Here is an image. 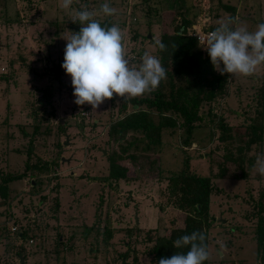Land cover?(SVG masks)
<instances>
[{"label": "rangeland", "instance_id": "rangeland-1", "mask_svg": "<svg viewBox=\"0 0 264 264\" xmlns=\"http://www.w3.org/2000/svg\"><path fill=\"white\" fill-rule=\"evenodd\" d=\"M105 2L115 14L95 18L119 26L133 65L144 52L157 56L155 41L173 33L182 14L190 18V34L214 31L229 18L249 31L264 21V0H187L186 14L173 0H75L70 10L62 9L63 0H0V185L6 174L21 173L27 160L50 164L43 176L7 183L6 197L0 194V264H149L146 252L155 241L183 226L184 214L167 202V181L159 177L158 164L148 176L144 160L129 159L140 152L119 158L132 180L109 177L108 155H119L132 137L114 143L107 131L131 105L124 107L116 94L96 110L77 105L64 60L56 62L60 52L64 55V38L81 27L71 21L75 10L86 5L98 12ZM228 91L223 107L238 113L235 127L254 119L264 125V64L252 76H232ZM218 137L208 127L164 129L159 168L172 176L185 170L189 159L190 173L212 176L215 220L208 230L207 264H258L254 231L258 203L264 204V176L254 165L264 154V136L243 153L242 168L225 162ZM219 165L228 168L224 178L216 177ZM243 172L246 177L240 178Z\"/></svg>", "mask_w": 264, "mask_h": 264}, {"label": "trees", "instance_id": "trees-1", "mask_svg": "<svg viewBox=\"0 0 264 264\" xmlns=\"http://www.w3.org/2000/svg\"><path fill=\"white\" fill-rule=\"evenodd\" d=\"M173 4L177 5V8H184L185 14L190 7L187 0H173ZM226 9L234 11L232 7L227 6ZM182 15L184 17L181 25L176 27L173 33L165 32L160 37L167 46V50L161 52L156 46L157 57L162 60L167 70V79L161 82L156 91L146 94L143 99L125 100L123 106L130 104L132 111L124 114V118L113 123L107 131L108 139L114 143H121L129 133L132 137L126 147L121 148L119 155L116 151L108 155L109 177L114 180H132L131 176H128L127 168L118 164L119 158L127 151L140 152L141 155L138 158L128 155L129 159L133 162L144 160L143 166L148 176L155 174L152 169L155 164H158L156 171L159 177L167 181V202L170 201L175 210L184 214L183 226L170 230L168 237L158 238L146 252L149 264H158L160 258H169L177 252L186 253L187 248L176 249L173 247V242L193 231H201L205 234L208 249L210 242L208 230L215 220L210 216V198L214 191L212 176L190 173L187 166L189 159L185 170L178 174L165 176L161 173L159 153L163 130L178 127L188 132L197 127H208L212 131H218V141L223 145L219 151L224 152L225 162L239 163L237 165L239 168H242L243 153L249 151L253 145L261 144L264 136V125L261 120L254 119L249 125L234 126L238 113L233 108L223 107V102L230 92L228 84L232 75L227 73L221 75L214 70L207 52L201 50L196 39L189 31L187 32V28L191 25L188 14ZM193 17H196V14H193ZM101 23L102 26H111L110 22V24ZM63 60L64 55L60 52L56 56V62ZM261 95L260 106L262 107L260 108L261 113L262 110L264 113L263 94ZM142 105L145 108H142ZM154 116L161 119L159 123L154 122ZM233 151L238 155L236 159ZM29 157L28 154L27 158ZM48 167L50 164L47 162L34 163L27 160L21 173H9L1 178L3 184L0 185V194L6 197L7 183L27 175L43 176L47 173ZM219 169L216 177H226L228 168L219 165ZM229 177L235 178V175ZM245 177L246 174L243 172L240 178ZM258 204L257 226L254 231L257 246L256 259L258 264H264V204ZM18 236L21 239L24 238V236ZM204 264H207V261Z\"/></svg>", "mask_w": 264, "mask_h": 264}, {"label": "clouds", "instance_id": "clouds-1", "mask_svg": "<svg viewBox=\"0 0 264 264\" xmlns=\"http://www.w3.org/2000/svg\"><path fill=\"white\" fill-rule=\"evenodd\" d=\"M74 2L63 0L61 7L70 10ZM115 12L108 2L101 4L98 12L81 5L71 19L81 25L79 31L70 32V36L64 38L66 46L61 67L71 77L74 103H87L92 110L113 99L114 94L124 101L150 94L167 79V70L159 57L144 52L139 64L133 65L124 51L119 26H102L95 18L98 14L110 17ZM234 24L232 18L219 23L201 46L214 70L221 75L252 76L257 67L264 64V23L258 24L255 31ZM155 46L161 52L167 50L161 40H156ZM254 168L264 176V154L257 155ZM173 247L188 250L169 258L162 257L158 264H204L209 259L206 236L201 231L177 238Z\"/></svg>", "mask_w": 264, "mask_h": 264}, {"label": "built area", "instance_id": "built-area-1", "mask_svg": "<svg viewBox=\"0 0 264 264\" xmlns=\"http://www.w3.org/2000/svg\"><path fill=\"white\" fill-rule=\"evenodd\" d=\"M212 32L211 30L205 31L204 33L201 32H195L192 33L191 35L196 39V41L198 42V44L201 46L203 44V42L206 40L208 34ZM204 50V49H203Z\"/></svg>", "mask_w": 264, "mask_h": 264}, {"label": "water", "instance_id": "water-1", "mask_svg": "<svg viewBox=\"0 0 264 264\" xmlns=\"http://www.w3.org/2000/svg\"><path fill=\"white\" fill-rule=\"evenodd\" d=\"M149 38H150V36H149ZM67 144H68V137L66 136L65 145H67ZM62 161H64V159H62ZM220 221L224 222L223 220H220ZM20 262H22V257L21 256H20Z\"/></svg>", "mask_w": 264, "mask_h": 264}]
</instances>
